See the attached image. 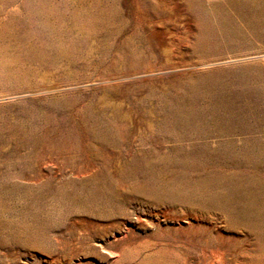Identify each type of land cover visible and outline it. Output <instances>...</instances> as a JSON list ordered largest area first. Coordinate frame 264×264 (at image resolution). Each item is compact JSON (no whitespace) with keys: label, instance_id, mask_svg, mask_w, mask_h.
<instances>
[{"label":"rangeland","instance_id":"374dc122","mask_svg":"<svg viewBox=\"0 0 264 264\" xmlns=\"http://www.w3.org/2000/svg\"><path fill=\"white\" fill-rule=\"evenodd\" d=\"M0 264H264V0H0Z\"/></svg>","mask_w":264,"mask_h":264}]
</instances>
